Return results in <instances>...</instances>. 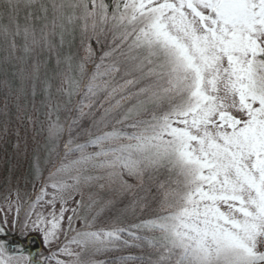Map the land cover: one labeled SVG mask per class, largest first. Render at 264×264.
Instances as JSON below:
<instances>
[{
    "label": "snow or ice",
    "instance_id": "1",
    "mask_svg": "<svg viewBox=\"0 0 264 264\" xmlns=\"http://www.w3.org/2000/svg\"><path fill=\"white\" fill-rule=\"evenodd\" d=\"M0 264H264V0H0Z\"/></svg>",
    "mask_w": 264,
    "mask_h": 264
},
{
    "label": "rangeland",
    "instance_id": "2",
    "mask_svg": "<svg viewBox=\"0 0 264 264\" xmlns=\"http://www.w3.org/2000/svg\"><path fill=\"white\" fill-rule=\"evenodd\" d=\"M3 168V151L0 149V171H2Z\"/></svg>",
    "mask_w": 264,
    "mask_h": 264
}]
</instances>
